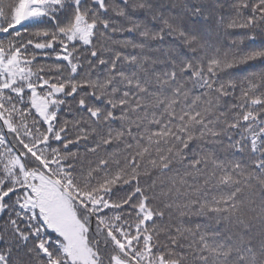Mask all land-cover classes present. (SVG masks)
<instances>
[{
    "label": "snow or ice",
    "instance_id": "6c2138e0",
    "mask_svg": "<svg viewBox=\"0 0 264 264\" xmlns=\"http://www.w3.org/2000/svg\"><path fill=\"white\" fill-rule=\"evenodd\" d=\"M261 65L264 0H0V264H264Z\"/></svg>",
    "mask_w": 264,
    "mask_h": 264
},
{
    "label": "trees",
    "instance_id": "16d2710c",
    "mask_svg": "<svg viewBox=\"0 0 264 264\" xmlns=\"http://www.w3.org/2000/svg\"><path fill=\"white\" fill-rule=\"evenodd\" d=\"M235 34H240L239 30H231V33L230 34H225V35H222L220 37V43L221 45L223 46L228 40H230L231 38H233V36ZM116 38H121V37H116ZM257 46L260 44V39L259 37L257 38V42H256ZM53 61L51 60H48V61H44V60H41L40 63H52ZM261 66H264V65H261Z\"/></svg>",
    "mask_w": 264,
    "mask_h": 264
}]
</instances>
